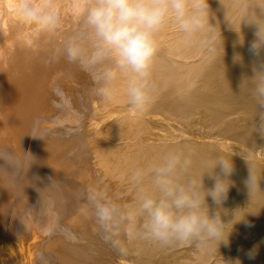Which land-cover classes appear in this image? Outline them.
Masks as SVG:
<instances>
[{"label":"bare ground","instance_id":"obj_1","mask_svg":"<svg viewBox=\"0 0 264 264\" xmlns=\"http://www.w3.org/2000/svg\"><path fill=\"white\" fill-rule=\"evenodd\" d=\"M10 2L0 0V264H264V242L254 243L264 235V137L255 128L259 109L248 80L264 56L249 51L253 27L242 24L237 33L225 18L227 11L239 31L253 0H222L226 10L209 0L219 39L212 58L183 47L173 24L161 30L151 70L158 91L143 113L129 108L123 78L104 102L95 90L105 66L62 54L81 26L74 0H58L62 26L39 37L12 21L2 7ZM180 146L198 157L232 158L227 198L219 206L207 201L210 214L219 209L227 224L223 240L203 249L140 242L118 256L93 230L79 191L102 181L131 203L132 171ZM243 156L259 184L251 197ZM203 181L214 185L207 174Z\"/></svg>","mask_w":264,"mask_h":264},{"label":"clouds","instance_id":"obj_2","mask_svg":"<svg viewBox=\"0 0 264 264\" xmlns=\"http://www.w3.org/2000/svg\"><path fill=\"white\" fill-rule=\"evenodd\" d=\"M2 7L14 23L31 28L36 37L58 32L65 16L58 0H11ZM71 11L81 26L64 41L62 54L70 62L96 61L105 66L95 90L104 102L114 99L113 83L123 78L128 106L137 113L146 112L156 98L158 87L151 70L158 50L156 37L162 29L173 24L183 47L197 46L209 58L215 56L219 43L209 0H74ZM225 18L237 33L242 24L253 27L249 51L264 56V5L253 0L243 10L239 31L227 19V11ZM248 80L259 109L255 128L264 137V63ZM243 157L249 164L245 184L251 197L259 184L249 160ZM233 170L231 156L218 154L209 159L196 156L186 146L172 147L132 171L133 202L122 203L102 181L82 188L78 199L94 222L93 230L120 257L132 254L129 246L140 242L160 248L188 245L203 249L224 238L227 224L219 209L210 214L207 201L211 197L217 206L222 204ZM206 174L214 180L211 188H205Z\"/></svg>","mask_w":264,"mask_h":264},{"label":"rangeland","instance_id":"obj_3","mask_svg":"<svg viewBox=\"0 0 264 264\" xmlns=\"http://www.w3.org/2000/svg\"><path fill=\"white\" fill-rule=\"evenodd\" d=\"M172 122H173V121H172ZM173 123H174V122H173ZM218 137L221 138V137H223V136L219 135ZM261 149L263 150V148H260V149H258V150L262 151ZM263 153H264V152H263ZM258 242H264V235L261 236V237H260L258 240H256L254 243H255V244H258ZM261 254L264 255V249L262 250Z\"/></svg>","mask_w":264,"mask_h":264}]
</instances>
